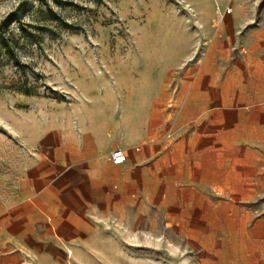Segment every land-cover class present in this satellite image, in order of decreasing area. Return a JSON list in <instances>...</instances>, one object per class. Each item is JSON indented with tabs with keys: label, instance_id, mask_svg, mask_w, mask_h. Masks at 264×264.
Segmentation results:
<instances>
[{
	"label": "rangeland",
	"instance_id": "obj_1",
	"mask_svg": "<svg viewBox=\"0 0 264 264\" xmlns=\"http://www.w3.org/2000/svg\"><path fill=\"white\" fill-rule=\"evenodd\" d=\"M237 1L0 0V189L25 159L15 124L69 109L78 83L148 51L173 62L186 50L216 73L223 109L170 128L158 119V139L169 130L175 144L142 163L141 188L108 215L110 250L88 264L109 251L110 264H264V0Z\"/></svg>",
	"mask_w": 264,
	"mask_h": 264
},
{
	"label": "crops",
	"instance_id": "obj_2",
	"mask_svg": "<svg viewBox=\"0 0 264 264\" xmlns=\"http://www.w3.org/2000/svg\"><path fill=\"white\" fill-rule=\"evenodd\" d=\"M151 54L133 67H114L100 84L78 83L69 109L15 124L25 159L16 181L0 189V264L94 262L92 253L110 250L108 215L141 188L142 163L159 144H175L166 139L169 130L158 139V119H170V128L176 118L221 112L222 83L203 58L189 61L185 50L165 62ZM116 149L125 155L119 165L110 159Z\"/></svg>",
	"mask_w": 264,
	"mask_h": 264
},
{
	"label": "built area",
	"instance_id": "obj_3",
	"mask_svg": "<svg viewBox=\"0 0 264 264\" xmlns=\"http://www.w3.org/2000/svg\"><path fill=\"white\" fill-rule=\"evenodd\" d=\"M232 12L231 7H227L224 12H218L215 16V22L217 26L223 22L224 17L226 15H230ZM242 52H244V49H241ZM166 139L171 141L173 139V135L171 133L166 134ZM111 162L115 165L122 164L125 161V155L122 150L116 149L110 154Z\"/></svg>",
	"mask_w": 264,
	"mask_h": 264
},
{
	"label": "trees",
	"instance_id": "obj_4",
	"mask_svg": "<svg viewBox=\"0 0 264 264\" xmlns=\"http://www.w3.org/2000/svg\"><path fill=\"white\" fill-rule=\"evenodd\" d=\"M4 46V52L9 55V54H13V51L11 49V47L9 46L8 43H3ZM13 56V55H12ZM17 62V61H16ZM1 88V87H0Z\"/></svg>",
	"mask_w": 264,
	"mask_h": 264
}]
</instances>
